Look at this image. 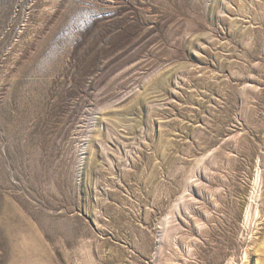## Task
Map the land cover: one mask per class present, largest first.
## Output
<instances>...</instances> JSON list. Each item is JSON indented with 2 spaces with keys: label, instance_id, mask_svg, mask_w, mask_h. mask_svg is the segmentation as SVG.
Listing matches in <instances>:
<instances>
[{
  "label": "rangeland",
  "instance_id": "374dc122",
  "mask_svg": "<svg viewBox=\"0 0 264 264\" xmlns=\"http://www.w3.org/2000/svg\"><path fill=\"white\" fill-rule=\"evenodd\" d=\"M0 264H264V0H0Z\"/></svg>",
  "mask_w": 264,
  "mask_h": 264
}]
</instances>
